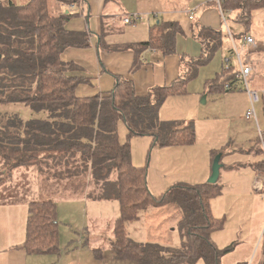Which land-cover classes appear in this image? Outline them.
Here are the masks:
<instances>
[{
    "label": "trees",
    "instance_id": "16d2710c",
    "mask_svg": "<svg viewBox=\"0 0 264 264\" xmlns=\"http://www.w3.org/2000/svg\"><path fill=\"white\" fill-rule=\"evenodd\" d=\"M73 3L78 7L82 0H0V104L22 103L35 114H43L30 120L17 115L0 116V185L8 181L15 168L36 166L38 187L49 195L86 198L92 205L115 201L119 212L110 226V247L119 261L195 264L202 260L205 264H220V257L232 248L219 250L210 239L213 232L223 228L209 208L210 200L221 194V186L179 184L159 197L151 196L146 168L132 165L129 144L119 141L118 124L125 125L128 138L149 136L153 146L163 149L193 144L196 134L192 122L161 121L159 110L169 96L185 95L198 68L221 47L224 33L198 27L194 38L201 43L202 54L191 58L179 79L168 87L137 96L131 81L119 79L106 97H81L77 95L79 79L70 75L68 63L62 60L67 48L89 45L84 34L66 29L70 15L63 11ZM58 6L61 9H56ZM222 8L235 12L230 21L245 30L233 34L239 39L248 35L253 13L264 12V0H224ZM167 26L170 31L166 26L159 29L140 47L174 54L173 40L179 28ZM231 55L232 50L229 58ZM231 67H222L221 83L213 89L226 91V85L230 91L234 89L238 81ZM258 152L263 157L259 171L264 172L260 146ZM167 205L181 211L177 247L138 243L128 236L127 225L142 212ZM56 215L54 200L39 199L28 205L23 244L26 251L58 254ZM260 249V264H264V235ZM95 252L100 258L101 250Z\"/></svg>",
    "mask_w": 264,
    "mask_h": 264
},
{
    "label": "crops",
    "instance_id": "0c3cea01",
    "mask_svg": "<svg viewBox=\"0 0 264 264\" xmlns=\"http://www.w3.org/2000/svg\"><path fill=\"white\" fill-rule=\"evenodd\" d=\"M76 8H78V11L75 14L68 10L63 11L64 14H72L66 23V29L70 32L75 31V33L84 34L89 45L67 48L62 55V60L68 63L70 75L79 79L77 95L81 97H93L95 95L106 97L115 89L119 79L131 81L137 96H145L153 88L168 87L179 79L182 70L187 67V62L191 58H198L202 54V45L194 38L198 27L222 31L223 26L221 16L217 11L216 0H82V3ZM56 9L59 10L61 7L58 6ZM191 13H193V19L189 20V14ZM234 14L235 12L228 11V23L229 18L235 17ZM129 16H137L138 20L132 19L130 23H125L124 18ZM167 25L179 28L173 40L174 54L164 55L158 49L140 47L142 43L149 41L159 29L162 30L166 26L167 31H170ZM248 35L250 34L248 33ZM223 38L226 39V43H222L211 60L199 67L196 77L188 82L185 97L183 98L181 95L182 97L173 98L180 99L182 103H187L190 109L188 118L203 124L208 132H211L214 126L222 124L220 122L223 120V112L225 116L223 121L233 120L238 115L244 116L248 107L247 94L244 90L238 88V84L232 91L212 88L221 83L222 78H219V76L222 70V62L223 59L230 56V50H232V43L227 36V32L223 34ZM234 39L237 50L241 52L245 62L252 68L251 79L258 85V88L264 90V43L255 48L243 47L238 39ZM214 90L218 91L212 93L211 91ZM237 103H242V107L235 115L229 107ZM0 105L6 104L1 103ZM223 106L225 110L222 109ZM207 107H211V109ZM201 109H204V112ZM262 109L263 115L260 117L256 114V116L259 129L264 132V104ZM159 111L162 121H175L164 117L165 112L162 106ZM208 111H210L209 114H206ZM243 119L246 126L231 128L227 133L229 141L234 146L240 145L239 150L245 145L248 153L252 152L253 155H259L258 136L253 122L246 121L245 117ZM185 123L189 124V122ZM151 139L149 137L152 144ZM176 147L167 148L174 149ZM180 148L193 155V151L188 150L190 148ZM230 150H232L231 145L226 152H220L218 148H211L207 156L204 157L197 175L181 181L190 186L206 184L211 175L212 162L215 156L217 154L221 155V163L224 155L231 153ZM260 164H262L261 160L248 164L250 167L249 186L251 187L254 184L255 177L260 172ZM223 168L224 165H222L220 171ZM10 174L11 177L8 181L0 185V264H69L68 259L70 256L75 255L77 257L85 244L89 242L91 237L87 235V232L94 217L102 226L107 225L106 222L110 221L99 213L92 216L90 206L112 201L92 205L86 198L73 199L71 200L73 202L68 206L70 212L66 217L69 219L66 218L63 222L62 248L59 228L58 254L30 253L23 248V244H25L28 205L40 199L38 170L36 166H20ZM219 179L215 185L221 186L222 192L221 196L219 195L217 196L219 198H216L223 199L227 195L225 189L229 188L226 185L227 183L221 182ZM237 183L240 184L241 182ZM162 188L159 189V185L155 187L157 191L154 197L163 195L170 187L164 185ZM254 192L261 193L264 196V190L257 191L254 189ZM213 199H211L210 210L213 218L219 221L220 218L214 214L219 204L216 203L217 199ZM260 200L261 203H264V197H261ZM84 201L86 206L83 203ZM166 209L167 211L164 214L163 210ZM170 211L172 214H176L180 221L181 211L174 205L153 208L150 213H145L143 222L140 225L144 230V235L148 237L147 242L164 245L170 243L167 239V223L169 222ZM225 217L227 218L226 213H224V220L226 221ZM106 228L108 229L107 226ZM129 229L130 227L127 225V233L130 237L131 232H129ZM260 230H262L260 236L248 252V259L253 251V254L258 251L260 254L257 260H253L251 264H260L262 261L260 247L264 235V222ZM214 234L215 232L211 235ZM114 259L117 260L115 257ZM118 264L131 263L119 261Z\"/></svg>",
    "mask_w": 264,
    "mask_h": 264
},
{
    "label": "rangeland",
    "instance_id": "374dc122",
    "mask_svg": "<svg viewBox=\"0 0 264 264\" xmlns=\"http://www.w3.org/2000/svg\"><path fill=\"white\" fill-rule=\"evenodd\" d=\"M65 11H67V8H65ZM77 11L78 8H74L73 11L70 12H74L75 14ZM71 15L69 19L71 18ZM228 24L229 29H231L234 35H239L240 32L245 31L241 26H238L231 21H229ZM249 29L250 31L248 33L254 38L256 47L264 43L263 11L253 13V20ZM221 30L224 34H226V28L224 25L222 26ZM222 39L223 42L226 43V39ZM248 85L251 90L256 89L260 96V92L264 91L261 90V88H258V85L253 82V79H250ZM238 88L243 91L244 84L238 82ZM182 96L183 98L185 97L184 95ZM182 96L168 97L162 104V107L164 108V117L166 119L189 123L192 122L194 125L196 132L194 141L195 143L192 145L180 146L190 148L188 150L193 151V155L180 147H176L174 149L166 147L163 150V148L153 146L149 140V137L134 136L128 138L127 129L122 122L118 124L119 141L129 144L131 161L133 165L143 166L146 168L147 187L151 196H154L156 193L157 190H155V187L157 185H159V189H163L162 187H164V185L170 188L179 184L189 185L183 183L181 180L190 179L192 176L197 175V171L199 170L204 157L207 156V153H209L208 151L211 148H218L220 152H226L231 145V153L224 155V157L221 159L220 165H224V168L222 171H220L219 179L221 182L227 183L226 185L229 189H225L227 195L223 199H217L219 197H215V199H217L216 203L219 205L214 211V214L216 217L220 218V221L223 223V228L218 230V232H215L214 235H211L212 238L210 239L219 250H225L228 247H232L230 248V251L224 253L220 257V264H251L253 260H257L260 254L259 251L253 254V251L252 255L248 259V252L262 232L260 228L264 222V203H261L260 199L264 196H262L261 193L254 192L253 186H249L250 167L248 164L252 163L253 161L258 162L262 160L263 157L260 154L253 155L252 152L248 153L246 150L247 146L245 145H243L242 149L239 150L240 145L234 146V144H231L229 141L227 133L231 128L235 129L236 127L242 128L246 126L243 119L244 116L238 115L233 120L228 119L223 121L225 116L224 112L222 111L223 120L220 122L222 124L216 127L214 126L212 131L208 132L203 124L188 118L190 109L187 103H182L180 99H173L175 97ZM263 104L264 96L260 102L254 106L255 113L260 115V117L263 115ZM198 107L199 106L197 105V108ZM241 107L242 103H237L236 105L230 106L229 108H231V112L236 115L240 111ZM207 108L211 109V107ZM224 108L225 107L223 106L222 109L225 110ZM201 110L204 112V109ZM209 112L210 111H208L206 114H209ZM0 115H17L22 117L23 120L43 117V114H35L28 106L23 105L22 103L0 105ZM250 122H253V120ZM250 125L252 127L254 125L256 129V135L258 136L256 123L253 122V125ZM239 181L241 182L240 184L237 183ZM44 191H40L39 189V198L54 200V202L57 204L56 218L61 231L62 245V237L64 234L63 222L66 220V216L70 212L68 206L71 202H73L71 201L73 199H70L71 197L63 198L59 196V193L52 192L53 195H49V193ZM81 200L83 201V199ZM211 202L212 200L210 201V207ZM83 203L86 206L85 201ZM90 208V213H92V216H94L95 213H99L102 216L107 217V219L110 221L106 222L107 225H103V227L98 223L97 220H95L94 217L87 232V235L91 237L89 242L85 244L83 250L78 253L77 257L75 255L70 256L68 259L69 264H118L119 261L114 259V254H112L113 252L111 251L110 247L111 239L113 238L110 226L118 215V205L115 201H112L108 203H101L97 206H90ZM151 211L152 209L147 210L144 213L142 212L138 219L132 221L131 225H129L130 223L128 224L130 227L129 232H131L130 238L133 241L138 243H145L148 241V237L144 235V230L140 224L143 222L145 213L147 214ZM166 211L167 209L163 210V213L165 214ZM169 213L170 218H168L169 222L167 223V239L170 243L167 245L177 247L180 243L179 230L177 226L179 219L176 214H172L171 211ZM224 213L227 215V218L225 217L226 221H224ZM62 247L63 245L61 248ZM98 249L102 251V257L99 259L95 257V251ZM195 264L205 263L202 260H198Z\"/></svg>",
    "mask_w": 264,
    "mask_h": 264
},
{
    "label": "built area",
    "instance_id": "2783aa9c",
    "mask_svg": "<svg viewBox=\"0 0 264 264\" xmlns=\"http://www.w3.org/2000/svg\"><path fill=\"white\" fill-rule=\"evenodd\" d=\"M223 1L224 0H216V7H217V11L219 12L221 16L222 23L226 28L227 36L232 43V55H231V58L228 57L226 59H223L221 67H223L225 70H229L232 64L234 66L233 71H232L234 74V77L236 78L238 82H241L244 84V92L245 94H247V97H248V107L246 109L244 117L246 121L253 120V122L256 123L257 129H258V142H259L260 148L262 149V154L264 156V132L259 129V126L256 120V113L254 110V106L258 104L260 100L263 98L262 96L264 95V92L261 91L260 92L261 96H260L257 90H251L249 88L248 83L250 79L252 78V68L247 62H245L241 52H239L236 48L235 39H234L235 36L233 35V33L228 27L229 25L228 18H227L228 11H225L222 8ZM66 8L70 12V11H73L74 8H76V5L74 3L68 4ZM132 19L138 20V17L129 16V17L124 18L123 21L125 23H130ZM192 19H193V13L189 14V20H192ZM238 40H239V43L243 45V47L244 46H250L252 48L256 47L255 40L250 35H243ZM225 88L230 89L229 85H226ZM263 183H264V172H261L257 174V176L255 177L254 184H253L254 189H256L257 191L264 190Z\"/></svg>",
    "mask_w": 264,
    "mask_h": 264
},
{
    "label": "water",
    "instance_id": "95a60500",
    "mask_svg": "<svg viewBox=\"0 0 264 264\" xmlns=\"http://www.w3.org/2000/svg\"><path fill=\"white\" fill-rule=\"evenodd\" d=\"M220 154H217L212 162V167H211V175L210 178L207 179V183L214 185L218 182L219 179V175H220V169H221V165H220Z\"/></svg>",
    "mask_w": 264,
    "mask_h": 264
}]
</instances>
